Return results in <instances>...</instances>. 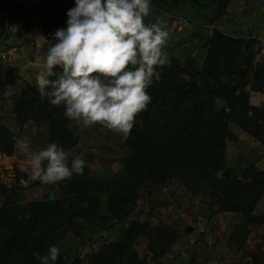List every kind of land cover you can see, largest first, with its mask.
Instances as JSON below:
<instances>
[{
  "label": "trees",
  "instance_id": "16d2710c",
  "mask_svg": "<svg viewBox=\"0 0 264 264\" xmlns=\"http://www.w3.org/2000/svg\"><path fill=\"white\" fill-rule=\"evenodd\" d=\"M160 1L169 8L186 3L197 10L205 7L214 12L210 19L214 23L232 0ZM74 3L33 0L26 19L38 15L42 20L47 48L55 42V31L67 26V11ZM4 9L5 0H0V37L13 22ZM259 44L255 36H233L215 26L203 44L206 57L201 67L168 59L160 69L161 79L148 89L152 100L137 115L139 123L127 137L129 151L113 177L97 178L86 164L83 174L49 184L51 191L60 189L62 196L24 202L23 186L10 188L0 182L1 196L20 194L17 200L12 194L0 204V264H40L36 253L45 254L50 245H59L69 232L79 234L85 225L114 230L136 211L144 190L158 184L165 173L180 180L193 195L209 191L219 204L239 213L243 220L234 226L230 239L248 251L244 245L250 227H264V214L255 212L264 196V170L251 164L245 170L249 179L243 178L229 159L227 139H237L234 124L264 141V106L252 103L250 97L251 91L264 92V60L257 61ZM251 68L250 86L238 84V78ZM14 113L21 126L29 121L48 123L52 142L62 145L70 158L81 153L75 121L64 116L63 105H50L36 82H27L15 94ZM95 125L107 129L98 122ZM17 137L0 121V152L12 153ZM21 177L26 174L17 173L20 184ZM35 183L42 185L39 180ZM182 234L165 221L151 225L130 220L119 240L105 243L88 260L60 251L56 264H142L135 246L140 237L148 239L153 252L164 255Z\"/></svg>",
  "mask_w": 264,
  "mask_h": 264
},
{
  "label": "rangeland",
  "instance_id": "374dc122",
  "mask_svg": "<svg viewBox=\"0 0 264 264\" xmlns=\"http://www.w3.org/2000/svg\"><path fill=\"white\" fill-rule=\"evenodd\" d=\"M208 1L201 0L203 3ZM32 2L5 0L3 13L13 22L0 37V121L18 136L12 153L0 152V182L10 188L23 186L22 202L63 195L60 189L51 191L49 184L35 183L29 159L20 146L26 140L30 142L32 151H39L51 143L49 124L29 121L21 126L14 113L15 94L27 82H36L47 53L42 20L38 15L26 19ZM160 3V0H152V12L145 22L151 23L157 18L167 21L170 35L165 51L168 59L175 57L201 67L206 57L203 44L213 28L218 26L233 36L257 37L260 40L256 46L257 61L264 60V0H232L226 13L214 23L210 22L214 12L209 13L205 7L197 10L193 4L186 3L178 8H169ZM253 72L254 68L249 69L237 83L249 87ZM250 97L252 103L264 106V92L251 91ZM75 124L77 147L84 154L91 174L97 178L113 177L121 169L124 156L129 151L127 138L122 139L119 133L98 128L95 124L88 127ZM232 127L237 139H227L228 154L238 172L244 178L246 166L251 164L264 170V141L237 125ZM18 172L26 174V178L21 177V184L17 179ZM246 178L249 179V174ZM12 194L17 200L15 193L7 192L0 195V204ZM255 212L264 214V196ZM130 220L151 225L165 221L183 233L164 255L153 252L148 239L140 237L135 246L136 249L142 248V264H264L263 226L250 227L244 245L248 251L240 250L230 238L234 226L242 222V216L219 204L209 191L193 195L180 180L168 173L163 174L158 184L144 190L136 211L121 226L107 230L105 226L85 225L79 234L69 232L58 246L62 252L88 260L105 243L119 240L122 228L129 225ZM189 228L191 230L187 231Z\"/></svg>",
  "mask_w": 264,
  "mask_h": 264
},
{
  "label": "clouds",
  "instance_id": "9594fccd",
  "mask_svg": "<svg viewBox=\"0 0 264 264\" xmlns=\"http://www.w3.org/2000/svg\"><path fill=\"white\" fill-rule=\"evenodd\" d=\"M152 0H75L66 27L53 34L55 42L36 78L37 89L50 105L64 107V116L84 127L99 123L126 139L139 123L136 117L150 104L148 89L161 79L167 64V21L146 23ZM31 176L55 184L83 174L84 154L65 150L57 142L32 151L22 141ZM58 245H50L40 264H56Z\"/></svg>",
  "mask_w": 264,
  "mask_h": 264
},
{
  "label": "water",
  "instance_id": "95a60500",
  "mask_svg": "<svg viewBox=\"0 0 264 264\" xmlns=\"http://www.w3.org/2000/svg\"><path fill=\"white\" fill-rule=\"evenodd\" d=\"M190 230H191V228H189L187 231H190ZM137 251L139 253L140 258H142V256H143V254H142V248H137Z\"/></svg>",
  "mask_w": 264,
  "mask_h": 264
}]
</instances>
